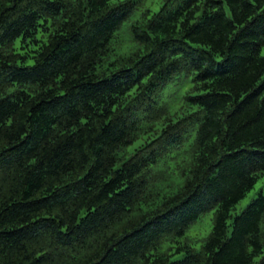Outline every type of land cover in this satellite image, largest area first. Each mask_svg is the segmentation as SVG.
<instances>
[{
  "label": "trees",
  "instance_id": "1",
  "mask_svg": "<svg viewBox=\"0 0 264 264\" xmlns=\"http://www.w3.org/2000/svg\"><path fill=\"white\" fill-rule=\"evenodd\" d=\"M138 7L0 0V264H264V0Z\"/></svg>",
  "mask_w": 264,
  "mask_h": 264
},
{
  "label": "rangeland",
  "instance_id": "2",
  "mask_svg": "<svg viewBox=\"0 0 264 264\" xmlns=\"http://www.w3.org/2000/svg\"><path fill=\"white\" fill-rule=\"evenodd\" d=\"M141 7L134 10L133 13L123 22L122 27L117 32L116 37L112 41L116 54H123L128 52L134 44L130 38L129 26L133 23L140 15L143 9H151L152 12L158 11L161 8L164 0H140ZM114 57V56H113ZM112 57V58H113ZM185 80V79H184ZM178 81V84L171 85V88H167L165 92V99L171 103L172 106L178 107L180 102L178 96L183 93L184 90L189 89L193 86L190 80ZM264 189V176L258 180L255 187L251 189L247 195L235 206L232 210V215L240 214L247 205L258 195V193ZM214 210L208 211L201 216L197 223H195L187 233L189 239L195 241L198 238L205 236L210 228L212 227ZM232 220V219H231ZM230 220V221H231ZM196 247L201 245L200 241L194 242Z\"/></svg>",
  "mask_w": 264,
  "mask_h": 264
}]
</instances>
